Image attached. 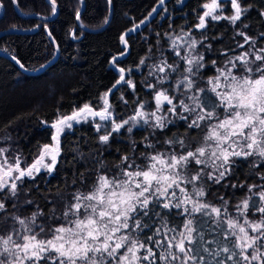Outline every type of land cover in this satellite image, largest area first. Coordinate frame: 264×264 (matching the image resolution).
Instances as JSON below:
<instances>
[{"label": "trees", "instance_id": "16d2710c", "mask_svg": "<svg viewBox=\"0 0 264 264\" xmlns=\"http://www.w3.org/2000/svg\"><path fill=\"white\" fill-rule=\"evenodd\" d=\"M203 1L183 0L177 10L192 17ZM158 2L56 0V14L44 20L40 16L47 17L54 13L51 0H2L0 30L26 28L28 31L0 35V50L18 58L25 68L35 69L54 53L46 29L59 48L58 58L37 74H26L10 59L0 56V147L6 149L7 155L17 154L24 166L31 164L38 158L41 147L52 142L54 134L51 124L56 117L70 114L84 104L96 110L100 106V94L108 90L116 118H123L136 109L139 86L135 89L136 93H132L124 84L116 85L118 75L111 61L122 52L118 39L131 27L134 28L148 9ZM244 3L247 9L235 23L227 20L210 22L198 33L204 39L196 49L202 54L206 65L198 70L196 95L198 102L203 103L209 111L218 104L205 79L215 73L213 62L219 64V57L224 56L220 50H228L242 40L241 32L255 37L258 44L264 40V35H261L264 33V0H244ZM182 18L177 16L175 22H181ZM189 22L191 25L192 21ZM124 40L127 41V50L120 57H115V65L128 69L137 65L139 58L145 54L146 46L144 43L137 44L129 35ZM187 125L175 122L163 128L120 129L108 134L109 139L104 142L99 132L94 130L92 121L74 124L59 138L60 151L52 172L43 170L33 177L15 181L18 185L15 196L8 188L0 190V203L4 204V208L0 209V229L4 226L5 218L8 225L17 229L19 223L13 220L14 217L30 220L36 214L35 227L38 232L40 229L37 226L44 225L48 234L41 235L53 236L49 229L60 225V219L75 194L88 193L100 176H120L125 165L130 166L126 169L137 165L143 167L148 154L163 151L171 145L176 148L175 141L183 139L179 134L191 139L200 136L201 128L193 130ZM191 139L187 138L188 142L192 143ZM167 140L173 143H166ZM125 156L128 157L127 161L123 160ZM187 167L188 171L196 174L202 169V165L194 163H189ZM229 167L230 170L218 183L209 179L204 170L201 178L193 182L196 190L202 189L205 193L197 196L195 190V202L208 205L207 209L200 212H192L191 209L184 212L175 207L166 209L162 197L151 196L147 209L138 207L131 214L141 227L136 228L130 220V228L125 230L133 239L152 247L156 253L154 264H169L159 259L161 254H167L168 241L173 244L171 251L182 257L174 245L181 239L180 233H186L184 224L188 220L193 221L192 227L196 229L193 233L196 241L190 254L198 253V256L204 257L205 264H216L217 260L224 261L228 254L221 253L213 258L209 253L222 247L231 249L236 240L231 235L233 230L227 227L228 219H239L246 229V219L253 223L261 219L255 207L263 205L259 193L264 192V157L256 152L248 157H232ZM245 199L249 201V208L241 215L237 206ZM211 208H219L220 216L212 213ZM11 231V228L7 232L0 231V235H7ZM198 233L203 235V240L199 239ZM149 237L151 240H148ZM16 242L21 241L17 239ZM185 246L189 247L187 241ZM204 248L208 251H203ZM123 250L120 249L117 256L122 255ZM252 251L248 249L247 254L250 256ZM260 251L264 252V248ZM49 256L52 257V253L46 254L39 264H59L57 258L49 259ZM0 259L8 264L10 257L5 255ZM106 259L108 264H117L113 258ZM77 264L82 262L77 261ZM227 264L232 262L228 261ZM252 264L259 262L253 261Z\"/></svg>", "mask_w": 264, "mask_h": 264}, {"label": "snow or ice", "instance_id": "6c2138e0", "mask_svg": "<svg viewBox=\"0 0 264 264\" xmlns=\"http://www.w3.org/2000/svg\"><path fill=\"white\" fill-rule=\"evenodd\" d=\"M230 2L231 7L235 10L234 15L230 17L214 14L221 6L219 0H211L210 3L204 4L203 7L206 11L199 18L197 28L203 29L206 27V17H211L213 20L227 18L233 23L239 20L242 14L241 6L238 0H230ZM51 4L53 12H55L56 0H51ZM0 6H2V0H0ZM240 35L243 36L244 33H240ZM261 35H264V33ZM249 40H251V37H245L246 42ZM121 41L125 44L127 43L123 37H121ZM194 44L195 41H193ZM260 51L264 52V49ZM248 56L249 54L245 53L244 56L237 57L238 64L232 61L229 62L237 72H243L245 75L238 77L233 75L230 70L227 72L220 70V75L210 81L212 83L211 91L219 97V103L212 106V111L207 110L203 103L198 102V97L196 96L191 97L194 102L193 107L183 101L179 102L180 107L186 112L192 113L196 112V109H200L196 113L195 118L191 119L187 125L188 128L193 130L201 128V121L207 122L217 117L216 107L225 109V118L211 126V130L203 137L204 143L202 146L196 147L194 151L188 150L183 140H177L175 141L176 143L185 147V152L179 156L175 154L166 156L165 153L146 156L145 159L148 162L143 167L137 165L131 171L121 170L120 176H115L111 179L107 176H100L90 193L74 195L75 202L68 205V210L63 215L66 219L70 215L77 218L68 220L69 226L62 225L55 229H49V232L53 234V239L45 241L37 238L41 234H48V232H45L44 225H38L37 227H39L40 231L34 235H20L14 226L7 224L5 218L4 226L0 231L7 232L11 228L12 232L11 234L0 235V257L5 255L10 257L8 264H25V262L39 264V261L44 259L47 253L54 252L59 264H77V261L82 262V264H108L106 257L117 260V264H141V261L154 264L156 253L153 252L152 247L146 246L145 242L133 239L129 234L116 235L122 229L130 228V220L133 221L136 228L141 227L140 222L134 220L131 215L137 211L138 207L147 209L151 203L152 194L166 196L168 189L179 187V182L185 179V177L181 176V170L186 168L189 163H207V160L202 159L206 156L208 160L212 161L213 168L217 170L223 168V171H219L218 178L209 176V179H213L217 183L230 170L229 166L232 157H248L253 155V151L260 157H264V55H254V61L260 62L256 64L255 68L249 66ZM115 60L116 58L113 57V63H115ZM192 63V60L188 61L189 65ZM164 70V67L161 66L160 71L163 72ZM128 71H131V69ZM188 71H192L191 67H189ZM119 72L120 79L116 81V84L124 82L134 87L130 80H125V70L120 68ZM220 76L224 77L225 83L223 85L219 83ZM229 77H231V80H229ZM187 87L189 89L193 87L190 79L187 81ZM220 87L228 90L218 92L217 89ZM198 91L203 92L205 89H198ZM102 99L104 107L101 111H95L89 104H84L78 110L72 111L70 115L58 116L51 125L55 130V134L51 137L53 144H44L39 151L38 158L30 166L21 168L22 161L18 156L14 158L11 164L7 162V157H4L3 162L0 163V190L8 188L11 194L15 196L18 187L15 181L23 180L24 177H33L35 173L40 172L41 168L51 172L56 165L60 151L59 136L65 128H71L73 121L79 123L89 117H99L101 120L111 118L112 114L108 110V93H105ZM173 99L163 91L157 92L155 95L157 111H160L164 102H167L168 105H171L168 110L175 113L176 105L173 104ZM143 108L144 105L141 104L136 117L146 118L149 115L143 111ZM150 115L155 118L156 127L163 128L165 126L164 117L156 115V113H151ZM136 117L131 119L135 120ZM183 119L188 120L187 117H183ZM145 122H147L146 119ZM128 123L129 121L127 120L123 121V123L113 122V130L119 131ZM205 126H207L206 123ZM96 127L99 130L100 126L97 125ZM128 130L131 131V128ZM100 139L107 142L109 136H101ZM209 141H214L215 146L213 147L212 144H209ZM240 141L243 142L242 145L239 143ZM166 143H173V141H166ZM226 144L228 147H225ZM238 146L240 150L236 151L235 149ZM245 147L253 151H246ZM229 148L232 150L229 151ZM5 151L6 149H0V154ZM49 159L50 162H46ZM123 160L127 161L128 157H123ZM216 160L222 163L217 165L215 163ZM128 167L130 166L125 165V169ZM202 171L203 169L198 170L197 174L186 182L192 183L199 180ZM181 191L183 192L184 189L181 188ZM172 195L175 196V192ZM196 195L203 196L205 193L202 189H198L196 190ZM259 196L261 201H264V192H260ZM184 203L193 205L191 208L192 212H200L202 209L209 207L206 204H197L187 196L182 202H178L175 205L164 203L163 207L166 209L171 207L179 209L182 208ZM3 208L4 204L0 203V209ZM237 208L241 215H244L249 208L248 199L243 200ZM183 211L188 212L189 209L183 207ZM220 211L219 208H211V212L217 216H220ZM255 211L261 214V219L255 223L246 219L244 223L248 225L247 229L240 224L239 219H228L227 227L233 230L231 235L235 236L236 240L233 242L231 249L222 247L218 251L209 253L213 258L220 256L221 253L228 254L224 261L217 260L216 264H227L228 261H231L232 264H245V262L246 264H252L253 261L264 264V252L260 251L261 248H264V206H256ZM35 219L36 214H33L31 218L33 224H35ZM13 220L23 226L26 231H31L25 220L18 217H14ZM192 223V220H188L184 224L186 233H180L181 239L174 245L178 249V253L182 254V257L171 251L173 244L172 241H168L169 250L167 254L160 255V260L169 262V264L171 262H178V264H205L204 257L198 256V253L190 254L196 241V237L193 236L196 229L192 227ZM248 229L255 235H250ZM13 235H16L21 242L17 243L13 239ZM197 235L200 240H203V235L199 233ZM148 240H151V237ZM185 241H187L189 247L185 246ZM122 248L125 249L124 254L117 256L118 251ZM248 249L253 250L250 256L247 254ZM141 250L147 254L138 255ZM203 251L207 252L208 249L204 248ZM21 253H23V256H21ZM48 258L51 259L52 257L49 256ZM0 264H4L2 259H0Z\"/></svg>", "mask_w": 264, "mask_h": 264}, {"label": "rangeland", "instance_id": "374dc122", "mask_svg": "<svg viewBox=\"0 0 264 264\" xmlns=\"http://www.w3.org/2000/svg\"><path fill=\"white\" fill-rule=\"evenodd\" d=\"M168 0H159L157 4H155L152 8L148 9V11L143 15L141 20L135 24L134 28L131 27V31L128 30L126 33H124L121 37L124 39L126 36H132L134 41L136 43H144L146 46L145 54L142 55L139 58V61L136 66L134 67H128V69L125 70V80H130L132 82V85L134 87L129 86L127 83L121 82L120 84H124L128 90H130L132 93H136L135 89L137 86H139L140 91L136 97H138V103L136 105V109L132 111L130 114L126 115L123 118H116L114 116L113 109L111 107V103L108 98L109 102V111L111 112V118L108 120H101L99 117H89L87 120L92 121L94 125V130L96 132H99L100 137L110 134L113 130V122L115 123H123V121L127 120L129 121L128 124H125L121 129H124L125 131H129L128 129L131 128H142V127H148L153 128L156 127V121L155 118L150 115L151 113H156V115H159L161 117H164V124H174L175 122H183L184 124H188L191 119H194L196 116V113L200 111V109H196V112H186L182 107H180L179 102L183 101L184 103L188 104L190 107L194 106V102L191 99V97L196 96V88H197V79L199 78L198 70L202 67H204L206 64L203 61V56L198 51L197 45L204 39L202 36L198 35L200 30H203L201 28H197V25L199 24V18L203 16L206 9L203 7L204 4L210 3L211 0H204L202 3L199 4V7L195 13H193L192 17L185 16V13L179 12L177 9H179L181 6V2L183 0H172L169 3H167ZM241 8H242V14L247 9V6L244 3V0H238ZM220 8L216 10L214 13L215 15H219L222 17H230L234 15L235 10L231 7L230 0H219ZM176 9V10H175ZM263 17H264V11ZM241 14V15H242ZM177 16L183 17L181 19V22H175ZM206 25L210 22L215 21H229L230 23H233L231 20L227 18H223L220 20H213L211 17H206ZM189 20L192 21V24L189 25ZM243 33V32H241ZM121 37L118 39L119 45L121 46L122 52L121 54L116 55L115 57H120L124 52L127 50V44L123 43L121 41ZM243 39L240 40L238 43H235L232 47L227 49H221L223 57H219V64L214 63L215 67V73L211 76H208L205 81L208 85V87L212 88V78L220 75V70H224L225 72L231 71L233 75L236 76H242L245 75L243 72H237L235 68L232 67V64L229 63L230 61L234 63H239L236 58L240 56H244L245 53H248L249 56L247 59H249L250 64L249 66L255 68L256 64H259V61H254V55L255 54H261L264 55V52H261V49H264V40L261 41L260 44H258L257 39L255 37H251V40L248 42L245 41V37H249L247 35L242 36ZM193 41H195V44L193 45ZM202 57V59H200ZM192 60L193 63L191 65L188 64V61ZM143 61V63H141ZM198 61V63H197ZM111 65L115 68V71L117 72L118 79H120V72L119 67L117 64L113 63V60L111 61ZM164 67V71H160V67ZM170 66V67H169ZM191 67L192 71L189 72L188 69ZM131 69V71H128ZM190 79L192 81L193 87L189 89L187 87V81ZM229 80H231V77H229ZM219 83L223 85L225 83L224 77L220 76ZM117 85V84H116ZM228 89H225L223 87H220L217 89L218 92H224ZM163 91L173 99V104L176 105V112L173 113L169 111L168 109L171 108V105H168L167 102H164L161 106L160 111H157V105L155 101V95L157 92ZM105 93H110V90L103 92L100 94V106L95 111H101L104 107V102L102 97ZM122 94V93H120ZM217 98V104L219 103V97H217L216 93L213 92ZM143 104L144 108L143 111L148 113L149 115L146 118H140L136 117V113L139 109V106ZM74 109V110H78ZM217 113V117H214L211 120H208L207 122L201 121V132L200 136L197 138L191 139V137H187L188 139L193 140V142H188L186 136H183V134H179L181 136L180 140L184 141V145L187 146L188 150H195L196 147L202 146L204 141L203 137L211 130V126L213 124H216L219 122V120H222L225 118L224 113L225 109L219 107L218 110H215ZM72 113V112H71ZM70 113V114H71ZM67 114V115H70ZM133 117H136L135 120L131 119ZM183 117H187L188 120L186 121L183 119ZM57 119V117H56ZM54 119V120H56ZM145 119L147 122H145ZM53 120V121H54ZM52 121V122H53ZM86 120H82L79 123L85 122ZM205 123L207 126H205ZM74 124H78L77 122H72V127ZM52 125V124H51ZM97 125H99V130H97ZM71 127V128H72ZM71 128H65V130H70ZM159 128V127H157ZM53 129V128H52ZM105 129V130H103ZM63 131V132H64ZM62 132V133H63ZM60 134V136L62 135ZM53 134H55V130L53 129ZM59 136V138H60ZM259 138V137H258ZM169 141V140H167ZM209 144H212L213 147L215 146L214 141H209ZM241 145L243 144L242 141L239 142ZM53 144V141L50 143ZM225 147H228L226 144ZM0 149H5L3 147H0ZM232 149L229 148V151ZM236 151L240 150V147H236ZM246 151H253L249 150L245 147ZM185 152V147H182L180 144L177 143L176 148L171 145L170 148L165 149L163 151H155L154 153L148 154L146 156H153L158 153H165L166 156L170 155H177L183 154ZM255 153V151H253ZM17 154L14 155H7L6 151L3 154H0V163L3 162L4 157H7V162L9 164L13 163L14 158L17 157ZM19 157V156H18ZM202 159L207 160V163L204 164H197L202 165V169L204 170L205 174L209 178V176H216L218 178L219 171H223V168H220L217 170L216 168L212 167V161L208 160V157H204ZM21 160V158H20ZM22 161V160H21ZM46 162H50V159ZM148 161L145 162V164ZM33 163V162H32ZM31 163V164H32ZM215 163L217 165L221 164L222 162L219 160H216ZM31 164L25 166L21 163V168H24L26 166H30ZM188 166V165H187ZM132 169H125L128 171L133 170ZM47 171L48 170L41 168L40 171ZM52 172V171H51ZM196 173H192L191 171H188V167L181 170V176L185 177L184 180H181L179 182V187H173L168 189V193L166 196H159V194H152L151 196H158L162 197L164 199L165 203H171L172 205H175L178 202L184 201L185 196L189 197L192 201L194 200V193L196 190V187L192 183H187L186 181L190 179L192 176H195ZM123 178V177H120ZM111 179V177H110ZM181 188L184 189V191H181ZM93 190V189H92ZM92 190L88 191L90 193ZM175 192V196L172 195V193ZM86 193V194H88ZM74 199L71 203H74ZM69 203V204H71ZM68 204V205H69ZM262 206H264V201H262ZM65 209V212L68 210ZM191 203H184L182 205L181 210L183 211V207H187L189 210L192 208ZM77 217L75 216H69L67 219L62 215L59 226H69L68 220H74ZM81 218H83L81 216ZM20 219V218H19ZM26 224L28 225V228L31 229V231H26L23 226L18 224V228L16 230L19 231L20 235H34L38 232L37 228L35 227V224H33L30 220L24 219ZM130 223V221H129ZM246 228V227H245ZM12 232V231H11ZM11 232L9 234H11ZM127 234L125 229H122L120 233H117L116 235H122ZM250 235H253L252 232L249 231ZM40 240H49L53 239V236L51 237H45L42 235H39L37 237ZM13 239L17 240L18 237L16 235H13ZM59 243V242H58ZM67 247V245H66ZM125 249L123 250L122 255L124 254ZM48 254V253H47ZM143 250H141L138 255H146ZM52 257L56 258V254L53 252ZM21 256H23V253H21ZM62 259V258H61ZM27 263V262H25ZM141 264H147V262L141 261Z\"/></svg>", "mask_w": 264, "mask_h": 264}, {"label": "water", "instance_id": "95a60500", "mask_svg": "<svg viewBox=\"0 0 264 264\" xmlns=\"http://www.w3.org/2000/svg\"><path fill=\"white\" fill-rule=\"evenodd\" d=\"M16 6V5H15ZM56 9L57 6L55 5V12L49 16H40L42 19L47 20L52 18L55 14H56ZM108 21V19H107ZM106 21V22H107ZM106 22L104 23V25L106 24ZM103 25V26H104ZM28 31V29H21V28H3V30H0V35H3V33H14V32H26ZM45 33L48 35L51 44L54 46V53L52 55L51 58H49V60H47L46 62L42 63L41 65L38 66V68L35 69H31V68H25L24 66H21L22 64L20 63V61L18 60V58L14 57L12 54H10L7 51H2L0 50V56L6 57L8 59H10L15 65H17V67L24 73H28V74H37L38 72L44 70L45 68H47V66H49L50 63H52L53 61H55L58 58V53H59V48L58 45H56V42L52 36V34L49 33V31L46 29Z\"/></svg>", "mask_w": 264, "mask_h": 264}]
</instances>
